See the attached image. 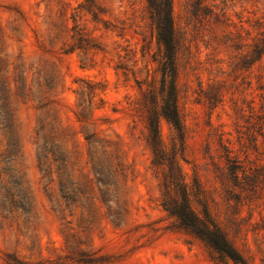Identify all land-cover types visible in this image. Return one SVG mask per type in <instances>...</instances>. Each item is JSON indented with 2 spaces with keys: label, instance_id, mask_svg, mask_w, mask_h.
Instances as JSON below:
<instances>
[{
  "label": "rangeland",
  "instance_id": "rangeland-1",
  "mask_svg": "<svg viewBox=\"0 0 264 264\" xmlns=\"http://www.w3.org/2000/svg\"><path fill=\"white\" fill-rule=\"evenodd\" d=\"M202 5L218 21L204 28L207 50ZM172 10L205 62L180 64L179 165L191 204L201 209L200 187L242 259L264 264V169L235 194L220 144L239 149L232 93L246 112L254 97L259 113L262 71L248 78L237 48L264 22V0H172ZM160 51L146 0H0V264H235L163 207L144 118L131 110L157 84ZM83 80L95 84L87 125L75 117ZM159 131L168 149L177 144L164 120ZM86 135L101 143V180Z\"/></svg>",
  "mask_w": 264,
  "mask_h": 264
},
{
  "label": "trees",
  "instance_id": "trees-1",
  "mask_svg": "<svg viewBox=\"0 0 264 264\" xmlns=\"http://www.w3.org/2000/svg\"><path fill=\"white\" fill-rule=\"evenodd\" d=\"M146 2L149 18L155 27L156 39L161 47V56L158 62L159 78L157 84L153 82L149 88L141 92L140 98L133 103L131 110H136L144 118L147 130L146 142L153 158L152 164L159 170L161 186L164 188L163 207L194 237L235 264H247L228 240L217 217L212 213L205 197L206 193L200 190V187L198 196H200L201 209L193 208L187 185L184 184L180 170L179 158L184 155L186 148V125L179 108L180 64L184 59L185 67L187 66L189 69L196 67V70L203 71L205 62L200 59L201 47L197 42L190 40L187 31L180 34L176 28L172 0H146ZM200 9V42H202L204 50H207L210 44L203 41L205 37L204 28L216 25L218 21L214 23L217 17L207 5L200 6ZM216 38L217 36L214 35L213 41ZM237 50L243 52L241 64L248 73V78L254 71H262L258 76V81L264 80V65H261L264 62V22H257L256 28H253L252 31H246L243 45ZM79 61L82 63V58ZM81 83L84 86L80 84L81 86L73 91L77 109L75 117L79 123L87 125L92 117L90 106L95 96V84L84 80ZM198 84L201 88L202 82L199 78ZM250 86L251 81H248V89ZM262 87L261 85L259 89ZM234 94H231V100L232 109L236 120H238L236 122V140L239 149L235 150L228 138L225 140L226 144L222 142L220 144L221 157L224 160L226 170L229 172V179L234 189H237L234 190L235 194L239 195L248 191L256 183L257 179L254 173L264 169V164L262 165L264 161V95L261 97L258 113L253 106L254 97L248 101L246 112L243 106H239L237 101L233 99ZM223 97L224 95L221 94L219 102L223 100ZM213 102H217L215 98ZM161 120L167 122L175 132L177 144L175 143L173 148L168 149L161 139L159 131ZM240 120L243 122L242 125H239ZM85 141L88 160L94 174L98 180H101L104 170L101 143L92 135H86ZM177 145L178 149H176Z\"/></svg>",
  "mask_w": 264,
  "mask_h": 264
}]
</instances>
